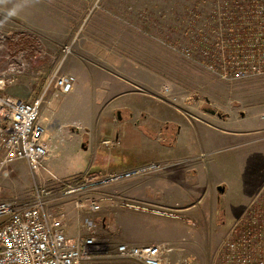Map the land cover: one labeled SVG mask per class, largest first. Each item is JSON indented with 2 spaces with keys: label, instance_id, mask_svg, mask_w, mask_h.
<instances>
[{
  "label": "rangeland",
  "instance_id": "1",
  "mask_svg": "<svg viewBox=\"0 0 264 264\" xmlns=\"http://www.w3.org/2000/svg\"><path fill=\"white\" fill-rule=\"evenodd\" d=\"M223 6L224 0H0V71L8 67L23 70L11 75L15 81L6 92L34 100L60 64L63 46L72 41V52L61 66L62 73L90 62L108 66L113 61L133 58L154 71L156 85L165 86L166 90L157 94L173 102L185 101L187 113L203 111L207 116V109L212 108L242 120L230 122V127L233 123L247 127V143L224 152L238 156L243 153L248 207L264 184V74L227 80L208 68L199 40L208 34L211 40L215 38L211 28L216 26ZM78 100L69 97L63 103L75 104ZM50 119L49 124H53L48 134L55 129L54 124L65 123L53 114ZM255 120H263L262 126L248 127ZM2 126L0 117V131ZM76 129L86 132L81 123H75L64 126L58 137L50 134L52 141L76 138ZM52 148L53 154L54 144ZM81 154L86 168L92 152ZM3 157L0 149V204H31L36 186L50 182L48 169L33 173L27 161L2 164ZM112 184L113 180H104L99 190L116 197L106 192ZM237 190L233 188L225 199L213 190L196 211L176 217L135 204L126 208L116 198L104 201L93 217L108 234L113 248L121 243H166L173 248L167 264H218L224 243L239 220ZM66 207L68 229L78 234L82 216L70 203ZM7 217L0 216V224ZM138 220L143 224L137 225Z\"/></svg>",
  "mask_w": 264,
  "mask_h": 264
},
{
  "label": "crops",
  "instance_id": "2",
  "mask_svg": "<svg viewBox=\"0 0 264 264\" xmlns=\"http://www.w3.org/2000/svg\"><path fill=\"white\" fill-rule=\"evenodd\" d=\"M67 73L77 78L73 90L63 94L51 86L41 121L47 130L53 124H49L51 114L65 121L53 125L55 129L50 134L55 137L64 126L75 123H81L86 132L76 129V138H60L57 143L47 132L55 150L45 163L46 169L59 178L77 174L97 180L115 177L106 192L138 204L141 209L154 212L152 209L164 206L178 215L196 211L204 197L213 190L218 192L219 185L225 186L224 193L218 192L220 199L237 188L239 219L242 217L247 209L243 153L238 156L224 152L247 143V127L234 123L230 127V122L242 120L222 113H187L185 101L173 102L158 95L166 90L165 86L156 85L154 71L133 58L113 61L108 66L90 62L69 67ZM69 97L79 100L75 104L63 103ZM262 121L255 120L248 127L262 126ZM105 139L118 144L106 147L102 144ZM89 150L92 158L84 168L86 161L81 152ZM136 223L143 224L139 220ZM68 233L77 234L70 229Z\"/></svg>",
  "mask_w": 264,
  "mask_h": 264
},
{
  "label": "built area",
  "instance_id": "3",
  "mask_svg": "<svg viewBox=\"0 0 264 264\" xmlns=\"http://www.w3.org/2000/svg\"><path fill=\"white\" fill-rule=\"evenodd\" d=\"M240 8L237 18L222 9L214 22L216 26L211 28L215 38L211 40L212 36L208 34L199 40L208 68L227 80L264 74V5L254 10H247L245 4ZM72 47L73 41L63 46L60 64L47 77L34 100L6 92V88L15 81L11 75L20 74L23 70L8 67L0 71L2 164L25 160L33 173L46 169L45 163L52 156L53 148L46 136L47 128L41 121V106L46 102L51 86L54 85L63 94L73 90L76 76L61 72ZM102 144L113 147L118 142L105 139ZM47 171L51 175L50 182L36 186L31 204H0V216H8L0 224V264L169 262V253L173 248L166 243L142 246L121 243L113 248L108 234L101 230V225L93 216L101 210L104 201L116 198L125 206L135 204L99 190L104 180L112 181L115 177L104 176L97 180L82 174L59 178ZM68 203L73 211L82 216L81 228L76 235L68 233ZM155 209L161 214L178 216V212L168 207ZM218 264H264V185L224 243Z\"/></svg>",
  "mask_w": 264,
  "mask_h": 264
},
{
  "label": "trees",
  "instance_id": "4",
  "mask_svg": "<svg viewBox=\"0 0 264 264\" xmlns=\"http://www.w3.org/2000/svg\"><path fill=\"white\" fill-rule=\"evenodd\" d=\"M247 5V10H254L259 5H264V0H224L223 10L229 11L232 17L237 18L240 6ZM82 175V174H81Z\"/></svg>",
  "mask_w": 264,
  "mask_h": 264
},
{
  "label": "water",
  "instance_id": "5",
  "mask_svg": "<svg viewBox=\"0 0 264 264\" xmlns=\"http://www.w3.org/2000/svg\"><path fill=\"white\" fill-rule=\"evenodd\" d=\"M210 113H212V114H217V115H219V116H221V113L220 112H217L215 109H212V108H210ZM84 148H86L85 146H84ZM217 190H218V192L219 193H224V191H225V186L224 185H219L218 187H217Z\"/></svg>",
  "mask_w": 264,
  "mask_h": 264
},
{
  "label": "flooded vegetation",
  "instance_id": "6",
  "mask_svg": "<svg viewBox=\"0 0 264 264\" xmlns=\"http://www.w3.org/2000/svg\"><path fill=\"white\" fill-rule=\"evenodd\" d=\"M207 110H208V112L210 113V111H209V110H210V108H208ZM217 112H218V111H217Z\"/></svg>",
  "mask_w": 264,
  "mask_h": 264
}]
</instances>
